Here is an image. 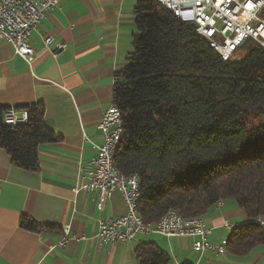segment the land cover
I'll use <instances>...</instances> for the list:
<instances>
[{
    "label": "trees",
    "instance_id": "trees-1",
    "mask_svg": "<svg viewBox=\"0 0 264 264\" xmlns=\"http://www.w3.org/2000/svg\"><path fill=\"white\" fill-rule=\"evenodd\" d=\"M129 64L116 73L112 102L123 136L114 166L139 182L137 213L155 224L169 209L183 219L203 217L218 202L233 200L249 222L235 227L225 250L245 255L264 244V49L246 41L223 61L155 0H139ZM28 121L4 125L0 146L14 165L37 167V148L56 141L41 104L24 108ZM20 227H44L23 217ZM138 264H169L153 242L135 250Z\"/></svg>",
    "mask_w": 264,
    "mask_h": 264
},
{
    "label": "crops",
    "instance_id": "crops-1",
    "mask_svg": "<svg viewBox=\"0 0 264 264\" xmlns=\"http://www.w3.org/2000/svg\"><path fill=\"white\" fill-rule=\"evenodd\" d=\"M138 1L57 0L31 32L29 63L0 40V109L41 104L44 124L56 137L38 146L34 170L14 165L0 146V264H138L135 250L147 242L166 252L169 264H264V244L235 256L194 251L187 238L152 234L108 244L96 239L100 221L126 212L118 192L99 209L98 193L82 186L96 156L93 145L103 143L97 125L113 103L116 73L129 64ZM54 45L63 49L53 54ZM23 217L44 230L22 229ZM201 218L211 230L208 242L216 246L249 222L233 200L218 202ZM64 230L69 238L59 248Z\"/></svg>",
    "mask_w": 264,
    "mask_h": 264
},
{
    "label": "built area",
    "instance_id": "built-area-1",
    "mask_svg": "<svg viewBox=\"0 0 264 264\" xmlns=\"http://www.w3.org/2000/svg\"><path fill=\"white\" fill-rule=\"evenodd\" d=\"M169 10L179 21L194 25L195 34L204 39L209 47L223 60L233 57L241 47L239 44L250 41L264 49V0H155ZM57 6V0H0V40L13 49V54L26 63L31 62L34 49L29 43L34 31L46 14ZM46 46L52 44L50 38L44 40ZM62 45L51 48L53 54L61 51ZM4 125L15 127L28 121L26 109L9 108L2 115ZM97 129L101 134L102 145H93L96 156L91 162L89 182L84 190H93L97 195V208H102L114 191L118 192L125 204L126 212L117 219L99 222L96 239L100 244L126 243L140 235H161L192 240V250L209 251L224 255L220 245H212L207 237L211 230L203 222L192 225L186 219L164 218L161 222L142 228L133 220L132 203H138L139 182L136 175L119 178L113 165L107 164V152L116 138H122L120 111L112 103L102 114ZM254 223L264 231V220L257 218ZM228 226V225H226ZM67 231L57 243L63 248L68 240ZM52 248V247H51Z\"/></svg>",
    "mask_w": 264,
    "mask_h": 264
},
{
    "label": "bare ground",
    "instance_id": "bare-ground-1",
    "mask_svg": "<svg viewBox=\"0 0 264 264\" xmlns=\"http://www.w3.org/2000/svg\"><path fill=\"white\" fill-rule=\"evenodd\" d=\"M122 141V138H116V140L111 144V147L108 148L107 152V164L108 165H113V170L118 175L119 178H127L129 176H124L119 173V171L115 168L114 166V159L116 155V150ZM132 211L133 212V220L135 221L136 224H139V226H142V228H151V224H145L141 217L137 213V203H132ZM170 215L171 219H183L178 212L175 209H169L162 217L159 218L157 222H161L164 220V218H168ZM186 221H191L192 225H199L200 223L203 222L202 218H194V219H186ZM204 223V222H203ZM225 245L222 244L220 245V249L222 253H226L225 250Z\"/></svg>",
    "mask_w": 264,
    "mask_h": 264
},
{
    "label": "water",
    "instance_id": "water-1",
    "mask_svg": "<svg viewBox=\"0 0 264 264\" xmlns=\"http://www.w3.org/2000/svg\"><path fill=\"white\" fill-rule=\"evenodd\" d=\"M192 27H195L194 25H191ZM243 45V42H241L240 44H239V47H241Z\"/></svg>",
    "mask_w": 264,
    "mask_h": 264
},
{
    "label": "rangeland",
    "instance_id": "rangeland-1",
    "mask_svg": "<svg viewBox=\"0 0 264 264\" xmlns=\"http://www.w3.org/2000/svg\"><path fill=\"white\" fill-rule=\"evenodd\" d=\"M239 51H240V50H238V52H239ZM238 55H240V53H238V54H236V55L234 54V56H238Z\"/></svg>",
    "mask_w": 264,
    "mask_h": 264
}]
</instances>
